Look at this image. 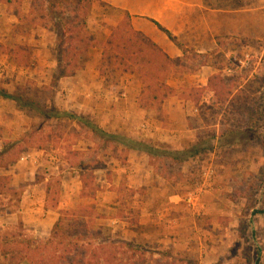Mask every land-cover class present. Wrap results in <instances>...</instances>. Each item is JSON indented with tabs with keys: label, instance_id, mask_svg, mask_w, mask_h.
<instances>
[{
	"label": "rangeland",
	"instance_id": "rangeland-1",
	"mask_svg": "<svg viewBox=\"0 0 264 264\" xmlns=\"http://www.w3.org/2000/svg\"><path fill=\"white\" fill-rule=\"evenodd\" d=\"M204 4L206 16L190 23L183 35L187 44L195 36L208 44L203 32L215 26L212 22L217 19L208 12L219 8L228 11L221 14L224 27L231 22L239 24V33L217 39L226 46L217 57L221 71L206 85L185 81L188 87L183 98L194 131L184 129L173 143L150 138L146 124H156L162 100L176 90L166 83L168 71L184 72L186 59L197 66L192 49L184 48L185 62L177 66L151 50L148 39L131 29L130 19L122 11L97 1H72L63 4L67 11L64 22L78 13L92 39L81 45L85 52L75 79L62 82L54 77L58 65L56 31L51 28L54 44H40V34L51 32L40 25V18L46 10L45 23L56 29L63 9L51 8L45 0L0 4V87L35 99L53 116L48 119L0 95V149L7 142L3 150L17 148L16 155L21 150L18 160L26 156L8 169L0 165V175L10 174L12 181V187L0 196V240L12 235L24 244H44L39 235L49 226L37 222L36 211L24 218L21 200L34 185L45 189L47 184L54 190L53 202L62 198L65 205L63 227L67 236L87 229L99 235L110 229L107 220L105 225H98L100 214L129 215L138 222L144 212L141 208L150 206L160 213L168 210L177 220L175 245L171 242L168 251L177 260L171 259L170 264H264V0H204ZM33 9L34 14L30 13ZM16 11L25 20L12 29L10 19ZM230 50L237 51L239 59L229 61L225 55ZM151 60L158 64L152 66L156 71L146 65ZM139 74L143 76L141 82ZM90 92L104 106V113L98 117L72 110V104L80 99L86 104L92 98ZM144 107L154 108V113H144ZM52 108L84 115L98 126L99 121L104 124L110 120L111 127L105 131L143 141L161 152L198 144L201 154L184 162L166 158L164 153L149 155L145 149L133 150L120 142L101 140L85 125L62 115L56 118ZM172 118L175 121L176 117ZM177 120V125L183 123L181 118ZM170 128L169 124L159 132L166 134ZM82 185L88 195L78 193ZM108 187L113 189L112 200L117 204L106 202L93 209L102 198L93 200L90 190ZM183 222L186 227L190 224L189 231H183ZM135 238L132 243L138 247L137 257H131L134 252L127 253L121 245H106L103 262L119 264L134 258L139 262L143 256L151 264H164L148 257L156 253L150 241ZM78 243L84 245L83 241ZM139 247L148 255L139 254ZM4 260L0 258V264Z\"/></svg>",
	"mask_w": 264,
	"mask_h": 264
},
{
	"label": "crops",
	"instance_id": "crops-1",
	"mask_svg": "<svg viewBox=\"0 0 264 264\" xmlns=\"http://www.w3.org/2000/svg\"><path fill=\"white\" fill-rule=\"evenodd\" d=\"M108 5L122 11L130 18V24L134 31L141 33L145 37H147L150 42L157 47L158 50L163 52L165 56L169 59V61L175 63L177 66L185 62L184 56L185 51H183L179 46H177L173 41H171L167 35L161 31L155 23L151 21V19L159 22L163 27L171 31L178 39V41L182 44V46L186 49H192L193 52L196 54L197 57V66L193 67L195 62H188L186 59V70L184 72H178L176 69L171 68V70L168 71L166 74V83L168 86L174 85L176 88L175 91H172L168 97H166L164 100H162V106L160 108V114L161 116H157V122L156 124L153 123H147V135L155 139L157 141L163 142H174L177 137H181L180 133L186 129L187 131L193 132L194 129H192V126L189 125V119H188V113L189 110L185 108V105L187 104V100L183 98L184 94V88L188 87L186 86V82L192 81L193 85L202 87L206 85L210 78L213 77L215 74H217L220 69V64L217 59V57L222 53L226 46L223 44H218L217 39L218 38H225V37H231L235 36L234 32L239 33V24H233L231 22V26L224 27V23L222 20V13H227L228 11L223 9H217V10H210L208 12L209 15H214L217 17L215 18V26L210 27L208 26L207 29L203 32L206 36L205 39L208 40V44L201 43L197 36H195V39L191 41L190 44H187L183 35L185 31L188 28V25L195 21H200V18H204L206 16V6L204 4V0H101ZM206 11V12H205ZM12 18L10 19L12 29H15V27L20 23V20L18 16L14 13L11 15ZM222 21V22H221ZM206 22V21H205ZM208 25V23H207ZM45 30H50L49 34H51L50 38H45L46 35L41 33L42 36L41 43L40 44H54L53 37V30L44 28ZM48 32V31H47ZM56 34V33H55ZM57 38V34H56ZM57 44V42H56ZM151 45V47H153ZM154 48V47H153ZM237 53V51L230 50L225 55L229 61H231L232 54ZM152 60L147 62V66L150 67L151 71H156L154 68H152ZM57 63V59H56ZM148 74V73H147ZM76 76V75H75ZM74 74L69 75L68 77H61L60 81H65L66 79H70L69 81H72L75 79ZM143 76L139 74V80L142 81ZM186 81V82H185ZM179 83V85H178ZM190 85V84H189ZM171 87V86H170ZM141 89L139 88V91ZM143 92H145V89H142ZM138 93V92H137ZM89 97L92 95V98L87 100L86 104L82 103V99L78 100L76 103L72 104L73 111L84 113V114H91L96 117L100 113L103 112L104 106L99 104V101L97 100L96 94L93 92L88 93ZM126 97L129 98L128 94L125 93ZM137 98V97H136ZM155 100V99H153ZM87 105V106H84ZM69 109H71L69 107ZM137 109V107H136ZM138 110V109H137ZM144 113H154V108H147L144 107L141 109ZM110 112V111H109ZM112 113V112H111ZM115 113V111H113ZM117 113V112H116ZM175 118L174 119L172 118ZM169 117V120L167 121L165 118ZM181 118V122H183L180 125H177V119ZM156 121V120H155ZM102 129L110 128L111 126H108V124L111 122L110 120H106L103 123L99 121ZM109 122V123H108ZM126 122V120H124ZM170 129L167 130L166 134H163L160 131V129ZM166 124L167 127L163 126V124L160 126V124ZM110 125V124H109ZM145 126V128H146ZM120 128H123L120 127ZM144 128V129H145ZM106 130V129H105ZM137 135V134H135ZM178 139V138H177ZM191 143H194V139H190ZM7 142L2 144V148L0 151L3 150ZM26 148V147H25ZM27 149H25L26 152ZM22 159V160H21ZM21 159L18 160V163H22L21 161L26 159V156H21ZM17 162L13 163L16 164ZM10 165L9 167L4 168H10L14 165ZM10 177V174L8 175ZM10 182L11 178H10ZM10 183V187H12V184ZM142 188L147 189L144 187V185H141ZM110 187V186H109ZM105 189H99L96 190H90V198L93 200L102 198L101 204L92 205L93 209H99V206H104L106 202L108 203H114L112 200V193L113 189L111 188ZM31 189V188H29ZM88 193L87 188H85L83 185L79 188L78 193ZM96 193V194H95ZM55 195L54 190L49 188L46 184V187H44L36 184L34 185V188L32 190L25 191V195L23 196V199L21 200L22 205V212L24 213V218L26 216L31 215V211H36L37 222H40L41 225H48L49 230L46 232H41L39 235V240L45 241L43 243L48 244L50 240H53L55 237L53 235V229L55 224L60 220L61 217L65 214V205L62 202V198L58 200L57 202H53L52 195ZM88 195V194H87ZM105 195V196H104ZM108 195L110 197H108ZM119 199V198H117ZM117 204V203H114ZM98 206V207H97ZM144 210V212H141L142 217H139V221L132 220L130 218L131 216H114V215H104L100 214L98 216V220L101 221L100 226L105 225V220L108 221L110 225V229H105L103 232H99V235H95V231H90L89 234L93 235L90 237V235H87L86 241L89 243H94L96 246L101 245H121L125 248L127 253H137V246H135L134 243H132L134 237L136 236L135 240L139 238V241H146L151 242L152 246H155L153 250H156V253H150L149 255L145 252L146 250H142L139 247V254L141 255H148L149 258L154 257V259H175L177 258L173 257V255H170L168 253L169 249L171 248V242L173 245H175L176 241V226L177 220L174 219V217H171L168 212V210L165 213H160L152 210V207H143L141 208ZM140 210V209H139ZM28 211V212H27ZM146 211V212H145ZM31 213V214H30ZM145 215V216H144ZM104 218V219H103ZM186 218L183 217V221ZM22 223V222H21ZM86 225H89V220L87 222L85 221ZM190 224L188 223V226H185V222L181 223V227L183 231L190 230ZM99 226V227H100ZM151 227L152 229H150ZM139 228V229H138ZM103 230V228H101ZM99 229V230H101ZM119 229L121 230V233H119ZM92 230V229H89ZM98 232V231H97ZM108 235V236H106ZM110 235H114L110 237ZM121 235V238H118ZM57 240L58 239H54ZM185 249V246L183 247ZM148 252V251H147ZM137 255V254H136ZM159 257V258H156ZM0 258H3L0 254ZM107 263V262H106ZM102 263L101 264H106ZM3 264V262H2ZM20 264H30L28 261H22ZM108 264V263H107ZM119 264H144L142 260H139V263L137 260H129L126 262L119 261ZM146 264H151L147 262Z\"/></svg>",
	"mask_w": 264,
	"mask_h": 264
},
{
	"label": "trees",
	"instance_id": "trees-1",
	"mask_svg": "<svg viewBox=\"0 0 264 264\" xmlns=\"http://www.w3.org/2000/svg\"><path fill=\"white\" fill-rule=\"evenodd\" d=\"M72 1L81 2L83 0H45V3H49L51 8L59 9L61 7L63 9L60 12L59 15L60 20H58L56 24V29L51 25H49L48 23H45V17L47 14L46 10H44L42 13L44 16L42 15L40 18V25L48 29L53 28V30H55L57 34L56 51H57L58 65H57V72L55 73L54 77L58 79L64 76L72 75L77 70H79V68H81L82 64H80L81 63L80 61L82 60L81 59L82 55L85 52V50L81 45L89 44L90 39H92V37L88 35L89 32L86 30L87 29L86 22L85 21L83 22V20L79 19L78 13L75 12L74 14H71V16H68V19L64 22L65 18L63 17H65L64 15L67 13V11L64 10L63 4L67 3L68 5H70ZM91 1H97L102 4L108 5L107 3L101 0H86L88 4H90ZM5 2L11 3V0H0V4ZM34 12H35L34 9L30 11V13L33 14ZM15 14L18 16L20 21L25 20V16H22L20 12L16 11ZM151 21L155 23L156 26L161 31H163L171 41H173L177 46H179L183 51H185L182 44L178 41L177 37L171 31L163 27L159 22L153 19H151ZM84 31L87 32L88 35L87 39H85L86 36H83L85 34ZM139 35L148 39L141 33H139ZM148 41L150 42L149 39ZM150 44L152 43L150 42ZM150 44L149 47L151 50L163 54V52L158 50L155 45L152 44V46L154 47L153 48L151 47ZM163 55L165 60L169 61L167 56H165V54ZM142 64L144 63L139 59V65L141 66ZM154 65H158V64L152 62V66ZM0 95L4 98L12 99L13 101L16 102L18 107H26V108L28 107L31 110L38 111L44 116H47L48 119H51L53 117L52 114H50L49 112H47V110L42 108L40 104L33 98L22 96L19 93H12L3 87H0ZM51 112L54 113L56 118L62 115L70 120H74V122L79 126L81 124L87 126L92 131V133L97 135V137H99L101 140L120 142L127 147L129 146L130 149L133 150L145 149L149 155H152L154 153H164L165 154L164 156H166V158L170 157L175 162L176 161L184 162L190 156L194 157L201 154V150H198V144L197 146L187 148L184 150H165L161 152L158 150L157 147H154L151 144H146L143 141H138L130 137L109 133L104 129H102L101 127H99L94 122H92L89 118H87L84 115H79L74 112H68V111L60 112L55 108H52ZM16 149L17 148L10 149V151L8 152H6V150H2L0 152L1 167H9L10 165L18 161L21 150H19L20 153L16 155L17 153ZM9 186H10V177L8 175H0V196L3 195L7 189H9ZM64 223H65V218L63 216L54 226L53 229V235L55 237L54 239L57 238L58 241L53 239L50 240L48 244L45 243L43 245L39 244L41 246L38 247L34 245L33 241L24 244L16 239L14 240V237L12 235L11 236L7 235L6 237H4L2 240H0V254L3 257V259H5L3 264H20L22 261H28L30 264H101V260L102 263L104 260H106L104 254L102 253L103 250L107 248L106 245L96 246L92 242L85 243L87 239V235H89V229L84 230L80 233L76 232L73 235L67 236L66 234H64V227H63ZM60 240L61 242L59 243ZM63 240H66L67 242L62 243ZM79 241H83L82 244L84 245L80 247L78 243ZM90 247L92 248L98 247L97 248L98 250L95 249L90 250ZM132 256L137 257L136 254L131 255V257ZM133 260H137V258L136 259L134 258ZM160 260L161 263L164 264H170L171 261L168 259L165 260L154 259L153 262L154 261L157 262ZM142 262L144 264L147 263L143 256H142Z\"/></svg>",
	"mask_w": 264,
	"mask_h": 264
},
{
	"label": "built area",
	"instance_id": "built-area-1",
	"mask_svg": "<svg viewBox=\"0 0 264 264\" xmlns=\"http://www.w3.org/2000/svg\"><path fill=\"white\" fill-rule=\"evenodd\" d=\"M231 59H232V60H237V59H239L238 54H237V53H233Z\"/></svg>",
	"mask_w": 264,
	"mask_h": 264
}]
</instances>
